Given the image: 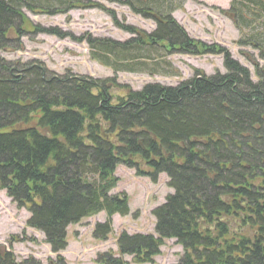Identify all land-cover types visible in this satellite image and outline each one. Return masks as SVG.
<instances>
[{"label":"trees","instance_id":"obj_1","mask_svg":"<svg viewBox=\"0 0 264 264\" xmlns=\"http://www.w3.org/2000/svg\"><path fill=\"white\" fill-rule=\"evenodd\" d=\"M81 1L0 0V53L20 50L25 10L55 15ZM109 1L150 13L145 16L156 29L146 34L116 21L137 37L87 39L100 64L166 74L154 63L131 60L173 50L222 55L226 73L197 71L177 86L148 84L114 101L115 79L57 75L42 62L0 56V191L30 213L27 226L41 232L56 255L47 264H67L60 253L70 226L105 213L93 238L107 241L112 217L130 214L128 196L111 195L118 166L154 184L165 174L174 193L152 212L157 237L121 233V256L153 264L164 241L175 240L184 250L178 264H264V71L257 68L254 82L226 49L190 39L171 16L173 0ZM230 13L238 15L242 33L249 30L240 44L264 60V0H233ZM33 33L82 40L56 28L36 26ZM0 264L42 263L33 257L18 262L0 247ZM96 264L127 262L109 251Z\"/></svg>","mask_w":264,"mask_h":264},{"label":"rangeland","instance_id":"obj_2","mask_svg":"<svg viewBox=\"0 0 264 264\" xmlns=\"http://www.w3.org/2000/svg\"><path fill=\"white\" fill-rule=\"evenodd\" d=\"M88 2L93 3L92 7L84 6ZM232 2L233 0H173L171 4L175 8L171 16L190 39L226 49L234 60L249 70L251 79L257 82V68L264 71V60L257 50L240 44L246 39L249 30L244 29L242 33V29L237 26L238 15L230 13ZM96 4L103 8L94 7ZM76 7L78 8H66L55 15L25 10L28 28L22 37L20 50L2 52L1 57L22 63L41 61L49 71L58 75L70 72L93 79H115L116 84L111 90L114 101L125 96L128 91H139L148 84L177 86L181 81L190 79L197 71L208 76L216 72L226 73L222 55H192L173 50L160 55L156 53L150 60H131L148 65L154 63L156 68L166 74H152L149 72L150 66L145 68V72L136 73L116 72L106 68L93 60L87 39H110L125 43L136 38L137 34L122 30L116 21L146 34L155 31L156 23L145 16L150 13L139 14L130 4L113 3L109 0H82ZM262 22L264 25V17ZM36 26L56 28L82 40L80 42L35 34L33 29ZM172 70L174 75L170 74ZM115 175L119 183L111 194H127L130 215L124 218L113 217V232L105 242L94 240L92 234L98 223L105 222V213L69 227L68 248L61 254L68 264H96L97 256L108 251H112L114 255L117 253L120 257L116 243L123 232L155 235L156 220L152 211L165 203L166 196L173 193L167 185V177L163 174L159 182L153 184L150 179L136 177L134 171L124 167H118ZM29 217L28 211L18 210L5 192L0 191V247L13 253L18 262L33 257L42 264H47L55 260L56 255L45 243L44 235L27 226ZM183 254V249L174 241H165L153 264H177ZM123 259L128 264H135L131 256H124Z\"/></svg>","mask_w":264,"mask_h":264}]
</instances>
